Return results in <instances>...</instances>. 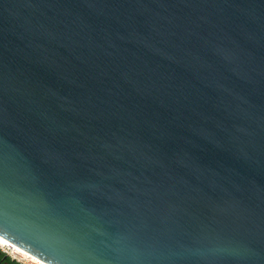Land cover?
<instances>
[{
	"label": "water",
	"instance_id": "obj_1",
	"mask_svg": "<svg viewBox=\"0 0 264 264\" xmlns=\"http://www.w3.org/2000/svg\"><path fill=\"white\" fill-rule=\"evenodd\" d=\"M0 238L264 264V0H0Z\"/></svg>",
	"mask_w": 264,
	"mask_h": 264
},
{
	"label": "flooded vegetation",
	"instance_id": "obj_2",
	"mask_svg": "<svg viewBox=\"0 0 264 264\" xmlns=\"http://www.w3.org/2000/svg\"><path fill=\"white\" fill-rule=\"evenodd\" d=\"M9 250H11V248L8 245L5 249H2V246L0 245V264H28L21 261V259Z\"/></svg>",
	"mask_w": 264,
	"mask_h": 264
},
{
	"label": "bare ground",
	"instance_id": "obj_3",
	"mask_svg": "<svg viewBox=\"0 0 264 264\" xmlns=\"http://www.w3.org/2000/svg\"><path fill=\"white\" fill-rule=\"evenodd\" d=\"M0 245L7 247V245L11 248V252L16 255V256H20L22 258L28 259V261L32 264H45L44 262H42L41 260L37 259H32V257L29 255L28 253H26L25 251L21 250L20 248L16 247V246H10L9 243H5L4 239H0ZM19 249V250H18Z\"/></svg>",
	"mask_w": 264,
	"mask_h": 264
},
{
	"label": "rangeland",
	"instance_id": "obj_4",
	"mask_svg": "<svg viewBox=\"0 0 264 264\" xmlns=\"http://www.w3.org/2000/svg\"><path fill=\"white\" fill-rule=\"evenodd\" d=\"M1 246H2V245H1ZM5 248H7V247L2 246V249H5ZM9 251L11 252V250H9ZM17 257H18L19 259H21V261L30 264V262L28 261V259L22 258V257H20V256H17Z\"/></svg>",
	"mask_w": 264,
	"mask_h": 264
},
{
	"label": "snow or ice",
	"instance_id": "obj_5",
	"mask_svg": "<svg viewBox=\"0 0 264 264\" xmlns=\"http://www.w3.org/2000/svg\"><path fill=\"white\" fill-rule=\"evenodd\" d=\"M0 239H2V238H0ZM4 242L5 243H9V241H7V240H4ZM19 250V249H18ZM32 259H36L35 257H32Z\"/></svg>",
	"mask_w": 264,
	"mask_h": 264
}]
</instances>
